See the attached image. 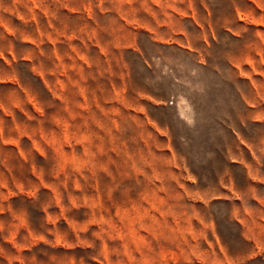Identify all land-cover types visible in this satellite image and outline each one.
<instances>
[{
	"label": "rangeland",
	"instance_id": "374dc122",
	"mask_svg": "<svg viewBox=\"0 0 264 264\" xmlns=\"http://www.w3.org/2000/svg\"><path fill=\"white\" fill-rule=\"evenodd\" d=\"M0 264H264V0H0Z\"/></svg>",
	"mask_w": 264,
	"mask_h": 264
}]
</instances>
